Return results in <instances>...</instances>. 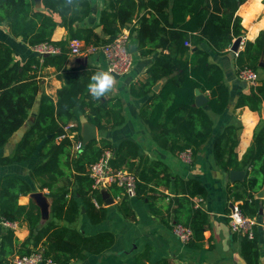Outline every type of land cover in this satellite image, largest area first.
Returning a JSON list of instances; mask_svg holds the SVG:
<instances>
[{"label": "trees", "instance_id": "obj_1", "mask_svg": "<svg viewBox=\"0 0 264 264\" xmlns=\"http://www.w3.org/2000/svg\"><path fill=\"white\" fill-rule=\"evenodd\" d=\"M244 2L246 0H106L100 19L106 35L103 37L93 27L79 26L90 14L89 0H41V5L35 0H0V25L7 26L12 36L23 38L32 47L50 44L58 49L56 53L44 54L42 63L35 56L21 63L14 58L12 48L0 41V148L24 125L37 101L40 84L33 66H54L63 82L56 99L41 94L33 124L14 153L0 158L2 165L24 161L40 145L39 153L46 159L34 169L33 176L39 180L41 188L48 189L52 200L51 218L43 222L40 207L34 200L26 205L19 203L20 196L31 191L28 181L17 175L0 179V217L3 221L25 223L30 231L21 242L12 228H4L0 264L8 263L15 254H29L33 248H41L53 264H71L90 253H105L113 246L116 240L113 232L87 234L75 226L80 207L74 190L83 199L92 223H101L107 217V207L102 205L103 193L92 189L89 166L108 150L114 152L113 167L126 168L136 175V196L140 198L153 200L149 192L157 191L151 184L159 176L157 184L169 186L172 179L160 162L151 164L149 170L142 168L141 162L136 164L138 146L130 140L114 148L107 139H94L80 152L75 151V143L81 138L72 139L66 128L76 107L99 129L123 124L124 115L119 99L90 94L88 84L92 75L99 72L97 69L67 66L70 41L77 38L86 45L107 43L128 28L130 37L135 32L142 56L161 48L147 69L146 77L131 85V93L136 97L148 96L140 115L162 148L174 153L189 150L192 157H196L213 131L211 117L203 106L195 103L196 89L209 93L207 105L217 114L224 113L232 102L236 108L247 106L253 111H259L264 103V77L258 79L249 92H242L233 99L223 69L210 61L208 50L200 47L207 43L214 53H228L233 41L246 32L242 17L236 15ZM144 7L147 11L140 16L138 25L133 26L137 12ZM58 25L68 34L65 39L54 41L52 36ZM262 62L264 29L254 40L245 41L235 57L236 71L245 68L264 71ZM237 130L235 125L225 128L216 138L214 155L226 172H245L229 190L235 200H242L240 207L247 216L259 217L262 198L257 197V193L264 187V120L257 124L253 141L241 158L236 151ZM181 183L188 187L189 194L179 195L177 201L182 209H176L174 221L167 222H171L172 227L175 223L189 227L192 237L188 243L199 246L208 217L201 207L191 208L189 198L202 197L207 191L196 179ZM113 190L115 195L120 194L119 188L114 186ZM119 209L125 216H132L127 198L121 199ZM254 239L255 236L246 237L245 247L253 244ZM157 264L173 263L164 258Z\"/></svg>", "mask_w": 264, "mask_h": 264}, {"label": "crops", "instance_id": "obj_2", "mask_svg": "<svg viewBox=\"0 0 264 264\" xmlns=\"http://www.w3.org/2000/svg\"><path fill=\"white\" fill-rule=\"evenodd\" d=\"M89 2L90 14L79 26L93 27L99 35L106 37L103 32V25L100 23L106 0H89ZM146 11L147 9L144 7L137 12L132 23L133 26L138 25L140 16ZM261 17H264V12L249 20L248 27H245V35L242 36L239 51L243 49L247 39L254 40L256 38L250 39L248 34L256 28ZM56 18L59 21L57 15ZM262 29L264 28L260 30ZM67 34V30L58 25L54 30L52 39L59 41L65 39ZM0 41L7 43L12 48L14 58L21 63L33 56L37 57L40 63L43 61V55H40L35 47L30 46L21 37L12 36L5 25H0ZM70 46L71 41L69 43L67 66H88L97 69L99 72L106 71L107 62L101 53L73 55L70 52ZM130 46L134 55L132 69L125 74L111 75L113 77V87L105 95V98L121 101L124 123L107 129H99L94 125L96 140L107 139L114 148L119 147L123 141L135 142L138 146L136 164L141 162L142 168L149 170L151 164L160 162L172 175V179L169 186L157 184L160 176L151 184L157 190L156 192H149L153 196L151 201L138 196L127 198L131 208V217L125 216L120 211L119 205L122 198L118 199L119 195H115L114 186L107 188L109 197L107 199L103 197L102 199V205L107 207V217L98 224L90 221L83 199L74 190L75 199L80 207V214L75 223L77 229L87 234L111 231L115 234L116 240L105 253H90L85 259L72 261L71 264H157L164 258L169 259L173 264H264V230L262 224L259 223L255 228V242L246 247L244 241H246L247 236L233 232L229 225L228 215L232 205H241L242 200H235L232 197L229 188L234 181L231 180L230 172L220 168L214 155L216 138L228 125L238 127L239 142L236 151L239 158L244 155L253 141L257 124L261 119L264 120V103L259 111H253L247 106L236 108L235 103L232 102L224 113L217 114L207 105L209 93L198 88L201 94L200 101L203 98L207 99L206 102L198 106H203L211 117L213 131L209 140L201 147L198 155L192 157L190 162L186 161L182 152H171L162 148L156 142L150 127L140 115V110L147 101L148 96L136 97L131 93V85L142 81L146 77L147 69L157 58L161 48L148 56H142L138 50V39L135 32L130 37ZM200 47L208 50L210 61L218 64L223 69L225 81L230 88L233 99L242 92L250 91L251 85L241 80L236 71L235 57L239 51L233 52L230 47L228 53L220 55L214 53L207 43L201 44ZM33 68L37 70V78L40 84L39 96L30 109L24 125L0 148V158L14 153L23 135L33 124L39 109L41 94L46 93L56 99L57 92L62 87L63 82L58 78V71L54 66L44 67L39 64L38 66L34 65ZM258 75L259 79L263 78L264 71L259 70ZM74 114L68 125L72 133L70 137L72 139L80 137L85 146L89 142L86 137L87 129L92 127L93 124L87 121L86 113L82 112L79 107L74 109ZM39 149L40 145L34 154L24 161H14L5 165L0 164V179L7 175H17L28 181L31 185V191L27 195L20 196L19 203L26 205L34 200L33 194L41 193L40 200L44 199V202L48 203V208L44 209V220L47 221L51 218V200L48 189L41 188L39 180L33 176L34 169L46 159L45 156L39 153ZM112 153L114 155L113 151ZM177 179L179 180L178 184H176ZM190 179L198 180L207 191L206 195L202 197L189 198L190 207L193 209L201 207L208 217L204 237L199 241V246L182 242L173 231L171 222H167L169 219L174 221V211L176 209H182L177 199L183 194L188 196L189 193L187 192L188 187L181 182ZM185 190L186 193H184ZM262 191L264 193V188ZM106 200L108 201L107 204H105ZM153 203L155 210H153ZM261 204H264V198H262ZM63 223L64 221L61 222V224ZM4 228L6 226L3 225L0 217V243ZM13 230L21 242L28 237L30 232L25 223H18ZM28 247L33 248L32 245Z\"/></svg>", "mask_w": 264, "mask_h": 264}, {"label": "built area", "instance_id": "obj_3", "mask_svg": "<svg viewBox=\"0 0 264 264\" xmlns=\"http://www.w3.org/2000/svg\"><path fill=\"white\" fill-rule=\"evenodd\" d=\"M37 52L40 55L48 53H56L57 48L50 44H41L35 46ZM71 54L81 55L83 53L95 54L101 53L107 62L106 71L110 75H121L129 72L133 67L134 55L130 46V30L128 28L122 29V31L110 42L89 44L80 39L74 38L71 40L70 46ZM238 77L248 82L251 86L256 85L259 79L258 71L245 68L238 72ZM67 134L71 136V128H66ZM84 141L78 139L75 143V151L78 152L83 149ZM182 155L186 161L192 160L191 151L187 150L182 152ZM113 158L112 151H106L103 156L92 163L89 167V177L92 179V189L96 191H102L109 187L115 186L120 189L118 199L123 197L133 198L136 196V175L127 169H116L111 164ZM229 225L233 232L240 233L247 237L253 238L255 236V228L261 223L264 230V204L263 214L261 217L247 216L241 209L239 204L232 205L229 213ZM4 226L9 228H15L17 222L3 221ZM175 234L182 240V242L188 243L192 237V230L182 224L175 223L173 227ZM6 264H53L50 258L44 256V252L41 248L33 250L29 254H17L13 256Z\"/></svg>", "mask_w": 264, "mask_h": 264}, {"label": "clouds", "instance_id": "obj_4", "mask_svg": "<svg viewBox=\"0 0 264 264\" xmlns=\"http://www.w3.org/2000/svg\"><path fill=\"white\" fill-rule=\"evenodd\" d=\"M264 12V0H246L237 9L236 15L242 17L241 23L244 27H248L249 20L257 17ZM264 28V17L257 22L256 28L249 32L250 39L259 36V30ZM113 87V77L108 71H100L92 75L91 82L88 84V90L94 97L105 95Z\"/></svg>", "mask_w": 264, "mask_h": 264}, {"label": "water", "instance_id": "obj_5", "mask_svg": "<svg viewBox=\"0 0 264 264\" xmlns=\"http://www.w3.org/2000/svg\"><path fill=\"white\" fill-rule=\"evenodd\" d=\"M35 1H36L37 5H41V0H35ZM241 42H242V36L237 37L233 41L230 50H232L233 52H238ZM131 50L133 52L132 47H131ZM48 54H50V53H48ZM48 54H46V55H48ZM261 65L263 66L264 63L262 62ZM156 88H158V87H156ZM200 96H201L200 90L199 89H196V100H195V102H196L197 105H201L204 102H206V100H207L206 98H203L202 101H200ZM86 137H87V139L89 141L96 139V128H95L94 125L92 127H89L87 129V136ZM244 174H245L244 171H237V170H231L230 171V177H231V180L232 181H235L237 179L242 178ZM262 189L257 193V197H259V198H264V193H263ZM102 193H103V197L105 199H107L109 197V193H108V191L106 189H103L102 190ZM41 196L42 195L39 192L33 194L34 201L40 207L42 221H46V220H44V213H45L44 209H47L48 208V203H45L44 202V199L43 200H40V197ZM50 200H51V198H50ZM107 203H108V201L106 200L105 204H107ZM51 204H52V200H51ZM260 214L261 215L263 214V205L262 204H261V207H260Z\"/></svg>", "mask_w": 264, "mask_h": 264}]
</instances>
